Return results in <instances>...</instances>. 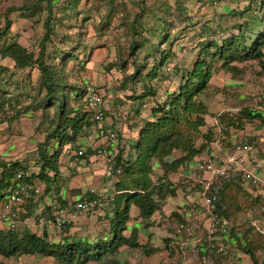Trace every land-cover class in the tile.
Here are the masks:
<instances>
[{"label": "trees", "instance_id": "16d2710c", "mask_svg": "<svg viewBox=\"0 0 264 264\" xmlns=\"http://www.w3.org/2000/svg\"><path fill=\"white\" fill-rule=\"evenodd\" d=\"M197 1L198 6L194 9L191 0H174L175 14L170 10L167 12L168 8L163 14H158L146 7L145 0H139V11L133 18L121 21L126 25L123 29L125 43L118 44L121 45L122 54L118 60L119 69L123 72L121 87L126 88L129 83L133 86L136 82L144 83V94L139 96L133 93V101L155 95V88L150 81L158 80V77L166 78L170 73L174 77L179 76L180 80L177 90L170 93L169 98L155 103L151 110L152 119L146 120L138 129L132 143L118 145L110 178L114 189L111 198L113 212L109 224L110 237L95 242L65 238L54 243L49 240L46 231L40 235L28 229L19 233L14 229L0 228L1 256L40 254L51 257L59 264H121L117 259L120 248L124 245L131 248L139 246L135 231L132 230L129 236L124 234L131 206L139 210L140 217H151L167 196L176 195L179 185H173L169 181L170 173L207 151L214 137L212 129L209 128L205 133L200 130L205 124L203 114L206 113L201 98L209 94V79L214 69L207 59L216 64L219 62L222 68L232 73L240 71L236 63L243 64L251 60L264 69V16L259 13L264 9V0H250L242 9H231L220 14L219 24L216 26L211 27L205 21L204 24H207L202 27L200 34L206 29L213 36L219 33V39L212 36L211 39L202 38L197 41L198 50L191 68L185 69L178 64L172 68L168 66L169 59L175 57V43L186 37L189 31H195L200 24L203 18L200 13L201 4L213 5L219 0ZM58 2H63L65 8L78 3L77 0H35L30 4L8 7L4 11L3 25L0 26V57L10 58L16 70L35 65L39 76L35 88L24 91L25 96H31L32 101L22 109L15 106L19 105L21 93L10 94L0 81V110L5 112V120L8 121L17 118L22 110L40 111L44 140L37 144L38 157L35 164L38 169L30 176L21 160L5 161L0 158V211L5 201L4 195L18 183L32 184V178L39 179L45 184L42 194L49 193L60 177L61 150L68 145V151H77L82 146L79 140L89 135L90 128L96 125L93 113L84 99L86 86L70 80L68 64L77 59L76 50L81 44L77 42L72 47L65 48L54 41V38L58 39V36H54V10ZM13 10H19L22 14L30 12L32 15L45 12V32L38 42L36 53L11 41L7 36L11 25L8 14ZM227 16L233 18L231 25L223 21ZM148 19L153 20L152 25H148ZM223 33L226 35H222ZM67 39L73 42L72 38ZM47 42L51 43L53 55L47 52ZM129 65L132 67L131 71H128ZM132 110L135 115L139 114V109ZM239 115L247 121L261 117L247 107L241 108ZM218 117L227 126L233 125L235 121L237 126L243 125L241 117L232 120L227 113H219ZM198 138L201 141L196 145ZM175 151H180L181 155L168 161L167 157ZM88 152L90 149H85L83 157ZM157 163L161 167V173L153 179ZM221 182L211 189L217 196L216 212L220 216L231 219L239 210L247 211L258 206L259 197L253 196L243 187L238 175H229L228 178L221 179ZM26 204L27 215L20 213L19 219L32 214V208L36 206L31 200ZM178 218L181 219L180 215ZM242 224L241 227H235L236 231L232 226L229 234L241 241L237 245L249 254L252 264H264V257L259 260L255 253L260 247L264 248V234L256 231L248 221ZM232 237L230 238L234 240ZM215 256L207 254L208 260ZM214 259L218 264L219 255Z\"/></svg>", "mask_w": 264, "mask_h": 264}, {"label": "rangeland", "instance_id": "374dc122", "mask_svg": "<svg viewBox=\"0 0 264 264\" xmlns=\"http://www.w3.org/2000/svg\"><path fill=\"white\" fill-rule=\"evenodd\" d=\"M33 1L35 0H0V26L3 25L4 11L8 7L26 5ZM191 1L193 8L196 9L199 1ZM77 2L76 5L73 3L68 8H65L63 2H58L54 10L56 19L54 20L56 29L54 36H58V39L54 38L56 39L54 41L65 48H70L77 42L81 44V47L76 50L77 59L71 60L68 64L70 80L79 82L83 86L93 85L103 91L104 98L110 103V109L105 113V116L108 117V121H111V126L116 132L117 148L118 145H128L135 139L138 129L145 121L152 119L151 110L155 103L161 102L167 97L169 98L171 96L170 93L177 90L180 80L179 76L174 77L173 74L169 73L166 78L158 77V80L150 81L152 87L155 88V95H149L143 99L138 98L133 101V98H131L133 93L139 96L144 94V83L136 82L135 86L129 83L126 88L121 87L123 72L119 69L118 60L122 54L120 53L121 45L118 46V44L125 43L123 29H125L126 25L121 21L133 18L134 14L139 11V0H77ZM249 2L250 0H219L213 5L201 4L200 13L203 14V18L200 24L197 25L195 31H189L186 37L175 43L173 46L175 57L170 58L171 60L169 59L168 66L172 68L173 65L178 64V66L182 65L185 69L191 68V63L195 59L198 50L196 47L197 41L202 38L211 39L213 36L206 29L201 35L202 27L207 23L211 27L216 26L219 24L220 14H225L231 9H242ZM145 5L149 7L152 13L163 14L168 8L167 12L170 10L169 12L175 14L173 8L174 0H145ZM259 13L264 16V9ZM45 15L44 11L33 15L30 12L22 14L19 10L10 11L8 16L11 20V25L7 36L11 41H16L29 51L36 53L38 42L45 32L43 26ZM232 19L227 16L223 21L231 25L233 23ZM147 21L148 25H152V19ZM205 21H207L206 24H204ZM222 35L226 34L223 33ZM67 37L72 38L73 42L69 41ZM213 37L218 40L219 33ZM60 41L62 43H59ZM47 52L53 55L51 43L49 42H47ZM207 61L214 69L209 79V94L201 98L206 113L203 114L205 124L200 127V130L202 133L207 132L209 128L214 131V137L209 143V149L219 139L222 147L228 151L233 143L246 138L250 141L256 157L264 158V69H261L259 63L251 60L243 64L236 63L240 71L239 73H232L222 68L219 62L216 64V62H210L211 60L209 59ZM13 64L10 58L0 57V81L3 82V88L9 91L10 94L21 93L19 105L15 106L17 108L20 106V109H22L23 106L29 105L32 101L31 96H25L24 91L35 88L39 73L35 65L16 70ZM131 70L132 67L129 65L128 71ZM4 98L6 97L4 96ZM243 107L250 108L261 117L247 121L246 118L239 115V110ZM136 108L139 109L138 115H135L132 110ZM219 113H227L232 120H235L236 117H241L243 125L241 124V127L237 126V121L233 125H224L219 121ZM5 116V112L3 113L0 110V158L5 161L21 160L23 166L27 167V174L30 176L31 173H35L38 169L35 164L38 157L37 144L44 140L40 111L22 110L17 118L10 121L5 120ZM226 130L227 132H225ZM91 133H96L94 126L89 130V134ZM88 136H85L86 138L83 139L84 143L81 144L84 148L90 147L88 143L91 139ZM95 140L96 137L93 139L92 144L95 143ZM199 141H201L200 138L196 140V145L199 144ZM67 148L68 145L59 153V161L61 162L59 170L61 169L60 172L62 171V176L60 175L62 179L58 177L61 181L57 179L54 187L48 193L53 198L49 197V200H47L48 194H42L41 200L50 201L49 205L51 207L46 204H42L39 207L36 205L35 207L37 208H32V214L26 217L21 216L14 230L22 233V231L28 229L40 235L43 231H46L49 240L54 243L65 238H80L90 242L109 238V224L112 217L113 204L105 206L101 215H77L70 224L62 228H45L38 223L40 215H46L50 213L51 208L60 205L54 197L60 194L62 187L67 191L69 189L67 203L71 202V199L73 200L76 195L82 192L77 193L72 191V188H69L77 185L81 186L86 191L85 193L89 192L90 189H95L101 193H108L110 196L114 195L112 182L109 181L105 169L98 165L96 160L92 162V164L95 163L93 166L85 167L86 164L76 162L69 164L68 159H66L67 165L72 168L66 167L64 157L67 158V156L62 154L64 151H68ZM205 152L197 155L192 162L182 165L176 171L170 173L169 181L173 185H179L176 195L167 196L164 203L151 217H140L139 210L135 206H131L127 229L124 234L129 236L132 230L135 231L136 241L139 246L135 248L122 246L117 256L121 264H217L214 258L218 255L210 260L207 257V261L201 262L198 256H182L178 250L171 246V241L174 239L175 224L179 220V210L183 204L192 200L193 195L196 198L198 197L196 196L199 190L198 183L195 181L196 178L192 176H197L195 165L200 155ZM180 155V151H175L167 157V160L171 161ZM92 168H96V170H92ZM160 173L161 167L157 163L152 174L153 179ZM188 175L192 178H187ZM32 183L37 184L43 191L45 184L42 181L32 178ZM252 195L255 196L254 194ZM26 206L27 204L25 203L21 210L22 214L25 215H27L25 212L28 207ZM200 214L198 213V215ZM258 216H260L258 206L247 209V211L239 210L230 219L231 225L235 230V227L243 226L242 223L244 221L250 223L251 219H255ZM201 218L203 217L201 216ZM194 220L199 224L200 216L199 220L196 218ZM259 227L261 226L259 225ZM0 228H5L1 222ZM237 233L241 234L240 232ZM250 235L249 238L251 237ZM230 237L232 236L230 235ZM232 238L236 241V245L228 246L225 253L219 254L218 264H239V256L233 257L234 253H244L250 258L249 254L243 252L237 245L241 241L236 240L235 236ZM245 241L246 238H244V243ZM255 253L258 259L261 260L264 257V248L260 247ZM244 254L241 255V260ZM0 264L59 263L49 256L22 254L14 257H3L0 255ZM250 264H252L251 259Z\"/></svg>", "mask_w": 264, "mask_h": 264}, {"label": "built area", "instance_id": "2783aa9c", "mask_svg": "<svg viewBox=\"0 0 264 264\" xmlns=\"http://www.w3.org/2000/svg\"><path fill=\"white\" fill-rule=\"evenodd\" d=\"M85 101L96 121V135L104 141L99 152L105 158V173L111 178L112 162L117 153V136L111 124L106 121L105 113L110 109V103L104 98L103 91L93 85L86 86ZM84 150L81 146L77 151H64L62 155L67 156L69 164H74L87 159L88 155L83 157ZM195 166L197 176L192 177L196 178L198 183V197L193 195L195 198H191L192 200L183 204L179 210L181 219L175 224L171 246L182 256L196 255L201 262H205L208 253L223 254L228 246L235 243L229 236L231 220L216 212L217 196L211 189L219 186L221 179L236 174L243 187L259 197V215H264V162L257 159L252 145L246 138L233 143L228 151L217 139L209 150L200 155ZM192 177L188 175L187 178ZM41 194L42 189L37 184H16L4 195L5 201L0 211L1 224L6 229H14L24 204L29 200L38 201ZM111 198L112 195L108 193L91 189L88 195H81L65 206H54L53 203L54 207L50 213L40 215L38 223L45 228L64 227L80 214L101 215L105 206L113 204ZM199 216L200 223L197 224L194 219L199 220ZM258 220V217L251 219L250 224L264 234V228L257 225Z\"/></svg>", "mask_w": 264, "mask_h": 264}, {"label": "crops", "instance_id": "0c3cea01", "mask_svg": "<svg viewBox=\"0 0 264 264\" xmlns=\"http://www.w3.org/2000/svg\"><path fill=\"white\" fill-rule=\"evenodd\" d=\"M107 118V122L108 123H110L111 124V121H108V117H106ZM112 127V126H111ZM113 128V127H112ZM94 132V131H93ZM88 137H90V139H91V141H89V145L88 146H90V147H87V148H84V149H90V152H88L89 154H87L88 155V157H87V159L86 160H84V161H79V162H76V163H79V164H86L85 165V167L86 166H93L95 163H93L92 164V162L93 161H97L96 163H98V165H100V166H102L103 167V169H105V166H106V163H105V158L100 154V152H99V148L102 146V144H104V141L101 139V138H98V136L96 135V133H91V134H89V136ZM95 137H96V140H95V143H93L92 144V142H93V139H95ZM84 138H86V137H82L80 140H79V144H83L84 143V141H83V139ZM97 153H98V155H97ZM65 156V155H64ZM66 157H64V160H65V166L66 167H69V168H72V167H70L69 165H67V163H66ZM257 159H259V160H261V161H263L264 162V158H261V157H258ZM95 167V166H94ZM93 169H95L96 170V168H92V170ZM61 170V169H60ZM95 170H94V173H95ZM74 171V170H73ZM97 171H100V170H97ZM62 172V171H61ZM60 172V175L62 176V173ZM60 179H62L61 177H59ZM58 178V179H59ZM59 179V180H60ZM61 181V180H60ZM109 181H111L110 180V178H109ZM90 182V181H89ZM88 182V183H89ZM70 189L72 188L73 190L72 191H74V192H77V193H79L80 191H82L80 194H78V195H76V198H74V199H77V198H79L81 195H88L89 194V192H87V193H85L86 191L85 190H83L82 189V187L81 186H76V187H74V186H72V187H69ZM91 190V189H90ZM68 191H69V189H68ZM68 191L67 190H65L63 187H62V191H60V194L59 195H57V197L55 196L54 198L58 201V203H62V204H66L67 203V201H68V195H67V193H68ZM66 192V193H65ZM48 194V193H47ZM49 197L50 198H53L52 196H49V194H48V198H46L47 200H49ZM41 198H42V196L40 197V199L38 200V201H34L35 203H36V205L39 207L40 205H42V204H46L48 207H50L49 206V203H50V201H42L41 200ZM72 200V199H71ZM55 202V201H54ZM35 208H37V207H35ZM34 208V209H35ZM50 211V210H49ZM84 215H90V214H84ZM258 221H257V224H259L260 226H261V228H264V215H260V216H258ZM242 254H244V253H234V255H233V257H238L239 256V264H250V258L248 257V255H246V254H244L243 255V257H242V260H241V255ZM224 264V263H223Z\"/></svg>", "mask_w": 264, "mask_h": 264}, {"label": "clouds", "instance_id": "9594fccd", "mask_svg": "<svg viewBox=\"0 0 264 264\" xmlns=\"http://www.w3.org/2000/svg\"><path fill=\"white\" fill-rule=\"evenodd\" d=\"M62 228V227H61Z\"/></svg>", "mask_w": 264, "mask_h": 264}]
</instances>
